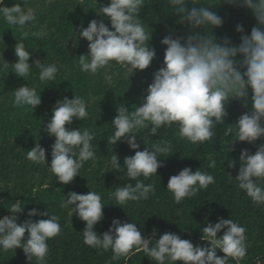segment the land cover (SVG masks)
<instances>
[{"label":"clouds","instance_id":"obj_1","mask_svg":"<svg viewBox=\"0 0 264 264\" xmlns=\"http://www.w3.org/2000/svg\"><path fill=\"white\" fill-rule=\"evenodd\" d=\"M22 2L23 7L20 3L8 7L3 6L5 0H0V16L8 25L21 29L36 20L35 10L27 7L28 0ZM224 3L250 9L257 21L250 34L245 33L241 24L236 25L235 31L241 34L238 45L227 36L218 41L213 35V29L222 26L223 18L202 0H191V4L189 0H167L170 14L186 31L175 35L170 30L161 39V44L167 46L163 63L153 73L140 105L130 111L125 103H120L116 109L117 114L111 123L115 131L107 142L113 145L123 140L135 152L124 158V175L129 182L116 187L111 194L116 203L112 205L121 207L129 201L147 200L154 195L155 185L145 184L141 177L158 176V169L165 166L160 158L174 153L167 141L153 144L151 149L146 146L140 150L137 136L142 130H147L149 136H157L162 127L175 125L181 138L193 144H204L215 135L214 126L225 123L226 106L231 99L241 100L247 109L235 122L237 131L231 140V149L237 141L255 144L264 138V0H224ZM79 4L84 6L85 13L92 8L83 0ZM144 5V0H109L107 5L95 10L100 19L90 20L87 27L79 26L78 39L88 42V52L75 56L78 57L80 71L96 75L104 70V79L111 84L113 76L109 70L114 64L125 68L129 79L136 70L149 68L156 57V50L149 43L151 33L145 31L140 19ZM105 20L110 22V26ZM22 35L27 37L28 32L24 31ZM14 51L17 60L12 71L18 77L25 81L35 67L40 70L39 80L45 82V86L56 81L59 71L56 63L45 65L36 58L30 64L31 53L23 42L17 41ZM12 103L13 106L28 105L34 112L41 104L40 92L23 83L15 89ZM87 108L85 100L76 95L56 102L46 124L48 134L55 137L51 145L50 166L46 149L39 143L26 153L30 162L47 165L64 185L80 175L86 162L96 160L91 143L95 134L88 129L81 131L78 127H66L73 123L74 118L79 121L87 119ZM228 132L231 133L232 129ZM141 140L144 142L142 136ZM239 164L238 174L233 177L229 173L230 177L253 204L264 205V187L259 183L264 180V143L257 147L255 153H250L247 148L241 149ZM215 166L216 161H211L209 167ZM235 166V161L227 164L228 168ZM110 170L121 172L116 154L111 156ZM130 181H135V184ZM214 183L213 175L193 171L186 166L169 177L166 189L179 204ZM105 205L101 195L90 190L86 194L69 191L60 206L68 210L70 218L75 214L85 223L82 231L84 243L97 250L111 249L114 260L129 258L143 251L156 264H177L178 261L182 264H227L229 259L240 260L247 255L246 229L231 218L218 217L216 223L209 222L203 227L201 239L209 242L203 246L194 245L190 239H182L173 232H164L157 239L158 230L155 228L152 235L146 237L135 223L129 220L122 222L118 218L112 219L107 231L98 233L95 226L105 219ZM7 209L11 216L0 217V249L14 251L22 248L31 264L33 258L45 264L49 254L48 241L62 231L60 217L49 210L32 208L27 213L28 219L18 224L17 214L24 212L23 202L16 199ZM34 216H46L47 219L34 221L31 219ZM221 230H224L223 234L218 237ZM26 232L28 238L24 242ZM218 250L224 255L218 256Z\"/></svg>","mask_w":264,"mask_h":264},{"label":"trees","instance_id":"obj_2","mask_svg":"<svg viewBox=\"0 0 264 264\" xmlns=\"http://www.w3.org/2000/svg\"><path fill=\"white\" fill-rule=\"evenodd\" d=\"M92 8L87 13L81 0H28L27 7L36 12L33 24L21 29L19 26L8 25L0 16V217L11 216L8 207L19 199L24 204V212L17 214V223L22 224L28 219V211L36 208L39 211L49 210L50 213L60 217L61 233L48 241L49 254L45 264H156L150 260L143 251L136 252L129 258L121 257L114 260L111 249H93L84 243L82 231L85 223L75 214L70 218L67 209L61 208V203L67 198L69 191L86 194L94 191L101 195L105 205L103 211L105 219L95 226L98 233L109 228L113 218L122 222L135 223L143 235L151 236L153 229H157L156 238L164 232H173L182 239H190L194 245L207 246L208 241L202 240V228L209 222L216 223L218 217L233 219L246 229L247 255L240 260L229 259L227 264H264V205L253 204L246 193L241 190L234 178L239 170V156L241 149L247 148L255 153L257 147L264 143V138L255 144L235 142L231 149V140L235 138L236 121L247 109L241 100L229 101L225 123L213 128L215 135L204 144H193L179 135L178 128L162 127L157 136L147 135V130L138 133L137 142L140 150L162 141L170 143L172 152L166 158H160L164 167L158 169V176L147 179L141 177L145 184H154L156 192L147 200L138 202L129 201L121 207L111 194L116 187L129 181L124 175L123 161L126 156L134 155L135 150L129 148L123 140L116 144L108 143L114 134L115 128L111 124L116 116V109L120 103H125L130 111L142 102L144 90L153 79V73L162 66L166 45L161 39L170 33L182 35L185 27L176 23L177 18L170 14L167 0H144L145 5L140 12V19L145 31L151 33L149 43L156 50V57L149 68L139 71L141 80L136 82L126 76V69L119 65L109 70L113 82L107 83L104 79V70L92 75L80 71L78 57L88 52V42L78 39L79 26L87 27L92 19H100L97 8L107 5L109 0H83ZM210 6V10L223 18L221 27L213 29V35L218 41L227 36L233 44L240 43V33L235 31L236 25L241 24L245 33L250 34L255 20L250 9L246 7H233L224 3V0H202ZM22 0H5L3 6L11 7ZM191 4V0H189ZM106 24L110 22L105 20ZM205 30L210 31V28ZM27 31L24 37L22 32ZM77 32V34H76ZM23 42L25 48L31 53L29 63L40 59L45 65L56 63L59 71L56 81L45 86L39 80V69L33 67L30 75L24 81L13 70L16 62L14 46ZM8 62H6V61ZM14 82L26 83L40 92L41 104L32 117L24 115L28 107L13 106L14 91L10 87ZM82 97L88 105L89 117L85 120L73 119L71 125L66 127L88 129L95 134L91 142L95 150V162L89 160L80 170L73 182L68 185L60 183L50 172L47 165L34 164L26 158V153L36 143L46 149L48 165L51 163V145L55 137L50 136L46 124L52 116V109L58 100L65 97L71 99ZM251 93L249 94V97ZM228 129H232L229 133ZM141 136L144 138L141 140ZM78 151V149H77ZM116 154L121 163V172L110 170L111 156ZM216 166L209 167L211 161ZM229 161H235V168H228ZM193 171L199 170L214 176L215 183L201 189L191 199H184L181 203L174 202L172 193L168 192L167 182L171 175H175L184 167ZM198 168V169H197ZM110 170V171H109ZM108 171V172H106ZM105 172V173H104ZM104 173V174H103ZM103 174V175H102ZM135 184V181H130ZM260 186L264 187V180ZM34 221L47 219L46 216H34ZM224 230L218 233V237ZM28 234L26 232L24 242ZM218 256H223L217 251ZM0 264H31L26 259L22 248L14 251L0 249ZM32 264H40L35 258ZM177 264H182L178 261Z\"/></svg>","mask_w":264,"mask_h":264},{"label":"rangeland","instance_id":"obj_3","mask_svg":"<svg viewBox=\"0 0 264 264\" xmlns=\"http://www.w3.org/2000/svg\"><path fill=\"white\" fill-rule=\"evenodd\" d=\"M126 76H128L127 72H126ZM131 78H132L133 82H134V81L139 82V81L141 80V77H140L139 71L136 70V71H135V74H134L133 76H131ZM20 86H21V82H14V83H12V84L10 85V87H12V88H14V89H16V88H18V87H20ZM0 89L4 90L5 88H4V87H0ZM37 108H39V106H37V107L35 108L34 112L37 110ZM34 112H33V109H32L30 106H28V107H26V109L24 110L23 114H24V115H27V116H29V117H32V116L34 115Z\"/></svg>","mask_w":264,"mask_h":264}]
</instances>
